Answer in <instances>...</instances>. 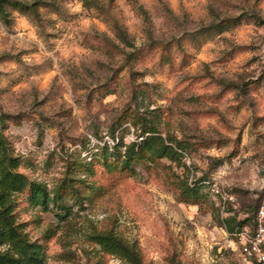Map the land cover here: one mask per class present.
<instances>
[{
  "label": "rangeland",
  "instance_id": "obj_1",
  "mask_svg": "<svg viewBox=\"0 0 264 264\" xmlns=\"http://www.w3.org/2000/svg\"><path fill=\"white\" fill-rule=\"evenodd\" d=\"M0 2L4 134L49 196L14 213L42 264H129L110 231L141 264H264L226 228L254 232L264 200V0ZM151 129L179 154L141 153Z\"/></svg>",
  "mask_w": 264,
  "mask_h": 264
},
{
  "label": "trees",
  "instance_id": "obj_2",
  "mask_svg": "<svg viewBox=\"0 0 264 264\" xmlns=\"http://www.w3.org/2000/svg\"><path fill=\"white\" fill-rule=\"evenodd\" d=\"M0 13L5 14L2 2H0ZM258 20L264 23V19L258 18ZM231 21L239 23L241 18L234 17L228 23ZM6 117L7 114L0 111V246H7L5 250H0V264H42V245L31 241L16 221L15 194L29 188L32 202L43 204L49 196L43 187L30 182L26 175L19 171V161L13 156L4 134ZM143 132L150 134L141 143V153H146L150 157L170 159H173L175 154H179L177 147L168 144L155 129L143 130ZM134 146L135 144L130 149L132 150ZM188 188L190 193L199 192L197 181L188 183ZM230 219L236 220V217L231 216ZM226 228L229 232H236L235 224H227ZM95 240L106 253L116 255L129 264H141L137 250L115 232H100L95 236Z\"/></svg>",
  "mask_w": 264,
  "mask_h": 264
},
{
  "label": "built area",
  "instance_id": "obj_3",
  "mask_svg": "<svg viewBox=\"0 0 264 264\" xmlns=\"http://www.w3.org/2000/svg\"><path fill=\"white\" fill-rule=\"evenodd\" d=\"M139 138L140 140H143L144 137L141 135ZM188 167L189 169H192L190 161L188 162ZM211 191L215 195L223 196V190L218 184H214ZM256 219L258 224L254 232L245 228L235 232L234 235L236 236L242 252L247 257L264 263V200L256 212Z\"/></svg>",
  "mask_w": 264,
  "mask_h": 264
}]
</instances>
